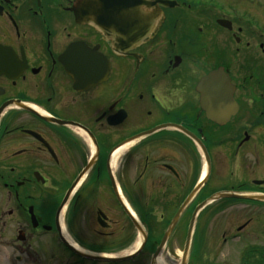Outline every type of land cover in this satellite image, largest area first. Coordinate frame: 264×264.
<instances>
[{"label":"flooded vegetation","instance_id":"flooded-vegetation-1","mask_svg":"<svg viewBox=\"0 0 264 264\" xmlns=\"http://www.w3.org/2000/svg\"><path fill=\"white\" fill-rule=\"evenodd\" d=\"M100 3L0 0V264H264V0Z\"/></svg>","mask_w":264,"mask_h":264},{"label":"water","instance_id":"water-1","mask_svg":"<svg viewBox=\"0 0 264 264\" xmlns=\"http://www.w3.org/2000/svg\"><path fill=\"white\" fill-rule=\"evenodd\" d=\"M157 2L170 4L168 0L146 1L145 6L153 9L147 15L149 19H145L146 14L136 5L138 3L136 0H103L101 6L93 10L92 15H95L99 28L111 39L114 45L126 42L133 46L152 31L161 14ZM75 12L77 19L83 18L84 10L82 8L77 9ZM120 25H122V28H120Z\"/></svg>","mask_w":264,"mask_h":264},{"label":"rangeland","instance_id":"rangeland-1","mask_svg":"<svg viewBox=\"0 0 264 264\" xmlns=\"http://www.w3.org/2000/svg\"><path fill=\"white\" fill-rule=\"evenodd\" d=\"M213 3V0H203V5H211ZM198 15L200 13H197ZM189 19H201L199 16L191 15Z\"/></svg>","mask_w":264,"mask_h":264}]
</instances>
